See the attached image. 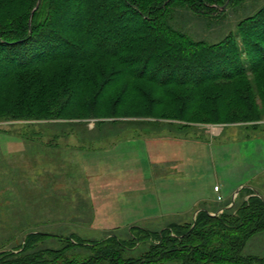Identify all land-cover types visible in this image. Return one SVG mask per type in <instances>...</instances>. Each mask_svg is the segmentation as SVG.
Masks as SVG:
<instances>
[{
	"label": "trees",
	"instance_id": "1",
	"mask_svg": "<svg viewBox=\"0 0 264 264\" xmlns=\"http://www.w3.org/2000/svg\"><path fill=\"white\" fill-rule=\"evenodd\" d=\"M234 2L0 0V94L6 92L0 104L18 99L8 94L10 88L5 89L13 81L34 87L37 77L44 79L38 72L43 67L69 65L65 74L50 80L51 95L38 104H43L45 117L52 108H59L58 117L73 107L94 112L97 93L104 91L111 101L115 88L128 76L154 83L163 96L141 86H134L132 91L127 86L123 93L126 100L117 99L114 106H126L131 98L145 117L158 119L157 111L165 107L173 120L182 122L190 113L198 118L207 116L210 121L222 120L228 115L220 113L223 106L230 112L233 109L234 120L256 123L264 114V10L243 21L238 35L231 34L215 46L192 41L169 23L168 13L175 6L217 17ZM37 5L40 8L35 11ZM43 6L47 14L39 19ZM65 25L72 28L64 32L60 28ZM240 44L245 46L242 50ZM97 57L111 60L115 72L109 77L101 70L89 74L85 66ZM187 60H195L193 66H186ZM97 75L103 78L101 83ZM251 78L254 83L244 89L213 86ZM111 79L118 82L113 85ZM85 84L98 91L93 98ZM46 87L44 84L43 89ZM174 88L190 92L180 96ZM259 106H263L262 111ZM16 108L18 104L6 108L1 117L28 111ZM114 112L118 111L114 108ZM242 194L249 198L240 204L236 200L220 215L200 210L191 222L164 227L135 225L126 229V236L115 229L93 241L76 234L63 237L34 230L17 247L0 251V264H264V258L244 254L248 243L264 236V199L252 188H244L239 196ZM54 240L60 242L57 248L50 245Z\"/></svg>",
	"mask_w": 264,
	"mask_h": 264
},
{
	"label": "rangeland",
	"instance_id": "2",
	"mask_svg": "<svg viewBox=\"0 0 264 264\" xmlns=\"http://www.w3.org/2000/svg\"><path fill=\"white\" fill-rule=\"evenodd\" d=\"M234 1L217 17L195 14L185 6L172 7L168 13L169 23L192 41L219 45L229 35H238L243 21L264 10V0ZM27 8L28 5L23 12ZM39 13V19L45 18L47 7L43 6ZM71 28L65 25L60 29L68 32ZM244 47L240 44L241 50ZM193 62L187 60L185 65L193 66ZM68 67H43L38 72L44 79L40 81L37 77L38 84L34 87H23L15 83L17 81L5 87L11 89L8 94L13 95L12 98L19 97L13 99V103L0 104V251L17 247L34 230L63 237L76 234L97 241L107 234L99 230L107 228H121L120 235L126 236L130 226L164 227L171 222L186 221L180 215L193 209L197 199L216 202L221 196L222 204L213 205L216 213L218 209L232 207L233 194L241 188H250L244 183L264 172V143L255 138L261 136L264 114L256 123L240 122L234 120L233 109L230 112L222 106L220 113L228 114L222 120L210 121L207 116L198 118L196 113H190L182 122L173 120L170 109L167 113L164 107L157 111L158 119L145 117L146 113L135 107L131 98L127 99L126 106H114L113 102L126 100L123 93L127 86L131 91L134 86H141L155 96H163V92L154 83L135 81L128 76L115 88L111 101L104 91L97 93L99 99L94 112L90 108L73 107L58 117L59 108H52L50 116H43L45 108L38 104L51 95L50 80L65 74ZM85 68L91 75L101 70L109 77V73L115 72L113 62L105 57H97ZM97 81L101 83L103 78L97 75ZM114 82H118L117 79H111V84ZM252 83L251 78L213 86L229 88L233 85L244 89ZM85 85L93 98L98 91ZM174 90L180 96L190 92L186 88ZM5 95L3 92L0 98ZM13 104H18L16 111H28L16 117H1L2 111ZM259 107L262 111L263 106ZM114 108L118 112H114ZM33 113L35 115L26 116ZM190 140L202 142H186ZM159 155L171 156L180 169L190 173L185 179L170 181L171 198L168 200L163 199L162 194L149 193L151 180L155 184L159 179L156 175L152 177L149 166L162 157ZM133 169L142 170L143 190L147 185L142 197L134 200L132 192L123 196L128 188H133ZM176 174L174 172V177ZM92 184L97 189L94 190ZM257 185L264 190V177ZM214 187L221 193L217 195ZM111 190L120 193V209L101 210L100 202H93L91 195L97 191L109 198ZM243 198L242 194L236 200L240 204ZM49 242L56 248L57 243L60 244L57 240ZM244 254L264 258V236H257L248 243Z\"/></svg>",
	"mask_w": 264,
	"mask_h": 264
},
{
	"label": "crops",
	"instance_id": "3",
	"mask_svg": "<svg viewBox=\"0 0 264 264\" xmlns=\"http://www.w3.org/2000/svg\"><path fill=\"white\" fill-rule=\"evenodd\" d=\"M255 138L259 141H262V143H264V128H262L261 136H257ZM248 141H250V140H248ZM186 142H193V143H197V144L200 143L201 144L202 141L199 142V141L190 140V141H186ZM159 156H162V157H159V159L154 161L155 163L151 162L150 166H149L150 171H152V173H151L152 177L155 178V175H156V177L159 176V179H156L155 184H154V180H151L150 186H149V193H151V194L156 193L157 196L159 194H162L163 199L168 200L171 198V197H169L170 195L168 194L169 193V187H170V181L175 179V178L185 179L188 177V175L190 173L188 171H186V169L185 170L180 169L179 165H178L179 163L175 162L171 156L170 157L166 156V155H159ZM141 171L142 170H138L136 172L135 169L132 170L133 179L131 181L132 183L131 182L130 183L133 184V188H128L129 191H127L126 193L124 192L123 196H125V194L128 195V194H130V192H132L133 195H131V197L133 198V200H134V198L140 199L142 197V192L147 190V185L145 184V187L143 190L142 184H143L144 180H143V173H141ZM174 172L177 173L176 177H174ZM263 177H264V172L255 175L254 177L251 178L250 181H247L244 184H248V186H251L250 188L255 190L256 194H260V196L264 199V190L259 188L257 185V183H259ZM147 182L148 181L145 180V183H147ZM92 185L95 186V184H92ZM114 185H115V183L112 185H109L108 188H111V186H114ZM102 186H104V185H102ZM93 188H94V190L97 189L96 186ZM215 188L216 187H214V191H215ZM244 188H247V187H244ZM112 191L113 190L108 192L109 198H104V197H102L101 193L94 191V193H92V195H91L92 201L93 202H95V201L100 202L101 208L100 207L99 208L101 210L102 209L105 210V209L110 208V209H114V210L118 211L120 209V202H121L122 198H120V193L112 192ZM215 193L218 195L221 193V190H220V192H218V193L215 192ZM235 194L236 193L233 194L232 201L234 199ZM114 197L116 198L115 200H114ZM218 197H217V199H218ZM248 198H249L248 196L245 197V200H247ZM217 199H216V202H210V201H204V200L202 201V199H197V202H195V204L193 205V209H191L187 213H182L183 215H180L181 217H183L181 219H184V220L186 219V221L181 220L178 222H187V221L191 222V221H193L195 219L197 213L200 210L208 211L212 215L217 214L219 212H223L224 208H222L221 210H219L217 208L218 210H216V213H214L215 210L214 211L212 210L214 208L213 205L222 204L221 202H218ZM158 201H159V204H161V199H158ZM166 204H168V202H166ZM191 211H192V213L189 216V212H191ZM140 222H141V219L136 223L139 224ZM171 223H173V222H171ZM115 229L121 230V228H107V229H103V230H99V231H103V232L108 233V232L113 231Z\"/></svg>",
	"mask_w": 264,
	"mask_h": 264
},
{
	"label": "water",
	"instance_id": "4",
	"mask_svg": "<svg viewBox=\"0 0 264 264\" xmlns=\"http://www.w3.org/2000/svg\"><path fill=\"white\" fill-rule=\"evenodd\" d=\"M39 4H40V2H39ZM39 6H40V5H37L35 11L39 8ZM243 189H244V188H241L238 192H236V194H235V196H234V199H233V202H235L237 196L240 194L241 190H243Z\"/></svg>",
	"mask_w": 264,
	"mask_h": 264
},
{
	"label": "built area",
	"instance_id": "5",
	"mask_svg": "<svg viewBox=\"0 0 264 264\" xmlns=\"http://www.w3.org/2000/svg\"><path fill=\"white\" fill-rule=\"evenodd\" d=\"M214 192H220V189L218 187L215 188V191ZM218 202H222L223 201V198L221 196L218 197ZM222 212H220L219 214H221Z\"/></svg>",
	"mask_w": 264,
	"mask_h": 264
}]
</instances>
